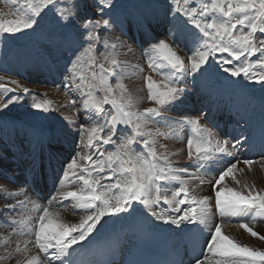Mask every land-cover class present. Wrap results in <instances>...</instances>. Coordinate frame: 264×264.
Listing matches in <instances>:
<instances>
[{
	"label": "snow or ice",
	"instance_id": "obj_1",
	"mask_svg": "<svg viewBox=\"0 0 264 264\" xmlns=\"http://www.w3.org/2000/svg\"><path fill=\"white\" fill-rule=\"evenodd\" d=\"M3 2L15 10L0 16V35L10 40L42 29L46 65L54 67L65 61L63 87L80 92L82 114L77 110L72 119L62 116L64 136H73L75 129L77 139L70 160L61 163L58 171L56 154L49 149L56 137L44 130L27 135V148L12 141L6 151H0V221L11 229L3 241L0 264L13 260L15 264H142L127 258L117 261L118 239L107 258H81L111 221H136L138 217L153 230L186 237L191 248L186 264H264V250L236 242L221 228L224 218H264V188L247 183L234 188L224 183L231 177L241 185L235 172L244 173L245 168L251 172L257 163L240 155L251 137L213 131L215 125L201 123L207 113L178 118L164 115L170 106L184 101L190 87L202 90L205 82L221 73L264 88V0H199L198 4L155 0L148 11L138 14L121 12L116 0ZM9 15L14 18L7 19ZM45 20L46 26L41 23ZM126 27L135 29L143 40L139 53L147 70L167 78L166 83H158L138 66L144 73L147 99L155 105L143 113L132 111L134 101L120 83L124 64L113 55L119 50L125 54L136 51V40L128 36ZM157 28L161 31L156 32ZM99 49L107 51L95 55ZM161 61L167 72H162ZM109 77L116 79V87ZM29 94L30 89L19 80L0 83V116ZM50 103L36 102L31 107L48 111L52 110ZM71 103L75 108L77 100ZM148 120L157 124L171 121L175 127L161 132L149 127ZM188 126L193 135L184 141L185 148L170 151L167 144L159 143L161 137L178 136ZM261 141L264 143V120ZM181 153L186 158L184 166L174 159ZM9 159L23 164L33 179L17 177L14 168L4 166ZM240 164L245 167L238 168ZM46 165L53 169L51 193L34 179ZM260 166L264 168V163ZM76 182L83 187L71 191L62 187ZM204 185L208 194L201 196L196 189L203 191ZM172 188L175 190L169 195ZM34 201L46 206L30 219V231L19 233L26 238L13 241L17 214ZM66 201L75 202L84 213L78 223H57L54 217L58 213L49 211L65 207ZM213 216H219L220 223H211ZM240 227L264 241V235L248 223ZM32 248L38 252L33 254Z\"/></svg>",
	"mask_w": 264,
	"mask_h": 264
},
{
	"label": "rangeland",
	"instance_id": "obj_2",
	"mask_svg": "<svg viewBox=\"0 0 264 264\" xmlns=\"http://www.w3.org/2000/svg\"><path fill=\"white\" fill-rule=\"evenodd\" d=\"M191 3H199V0H190ZM9 3H11V0H9ZM118 9L125 13V14H138L141 12H145L149 10V7L155 3V0H116ZM14 11V7L10 9L5 5L3 0H0V16H4L5 13H8L9 11ZM14 17L9 15L7 16V19H13ZM50 19V17H49ZM42 25L46 26L48 23V20L42 21ZM126 32L130 38H133L136 40V51L132 53H124V50H119L113 53V55L117 56L118 59L122 61L124 64V72L123 77L120 80V83L124 85L125 91L132 98L134 101L132 105V111L134 112H140L143 113L144 109L148 107H155L154 103L149 101L147 99V86L144 80V73H141L139 71L138 66H142L148 71V74L153 76V79L156 80L158 83L167 82V78L164 75H161L158 72H152L150 70H147V63L146 60L142 59L140 57L139 53V46L143 43V40L139 33L135 31V29H132L131 31H128L126 27ZM41 31L42 29H37L36 32H29L27 35H18L15 39L5 40L3 35H0V76H5L4 81H0V83H6L11 79L19 80L21 83L26 85L30 89V94L25 97L24 101L19 102L14 107H10V110L5 112L3 116H0V151H6L9 142L4 141V138H8L9 136H12L14 133L17 135L16 130H12V126L14 124H10L9 122H15L22 124L21 127H19L18 136L21 140L20 143L25 146L27 144V135L29 133L38 132L39 130H44L48 132L49 134H58L61 136L72 146L71 152H68L66 154L64 146L61 147L62 151L60 150L61 156H64V158H69L72 155V149L75 146V141L77 139L75 129L73 130V136L71 137H65L63 133V128L66 123L62 119V116L68 117L69 119H72L76 115V111L80 110L82 114V109L80 108V92L77 91L74 87L68 91L65 90L63 87V73L65 71V61L61 60L58 64H56L54 67H50L46 65V58L44 55V49H43V40L41 37ZM161 29L157 28L156 32H160ZM106 49H99L95 55H99L100 52H106ZM87 59V58H85ZM134 59V60H133ZM136 63V64H135ZM162 65V72H167L168 69L166 66H164V63L161 61ZM135 67V68H134ZM137 68V70H136ZM84 70L86 73H88V66L87 64L84 65ZM95 71L98 74V79L100 74L99 69H95ZM152 73V74H151ZM156 75V76H155ZM58 76V77H57ZM138 78V79H137ZM110 83L113 87L117 86V81L115 78L109 77ZM216 81H223L225 84L230 85L229 89L233 90L240 100L245 101V103L242 106V109H246L243 116L241 114V118L246 120L243 124L246 125V127L243 129V134L245 136H249L252 133L253 126L256 125L259 121L261 122V118L264 113V107H262V101H264V88H261L259 85H253L249 83L248 81L244 80L243 78H231L229 79L227 74L221 73L218 77L213 76L211 79H209L207 82H205L201 88L202 90L189 88V94L184 99L182 103L170 106L169 109L164 113L165 116L171 117V118H178L180 116H183L185 114L195 117L199 113H205L206 107H208V100L202 98L200 96L201 93L206 91L207 87H212L214 85L213 82ZM191 81L189 80V84ZM9 87H13L12 85L8 84ZM136 89V90H135ZM55 91L62 93V102H59L60 99L53 98L50 94H48V91ZM141 91V92H140ZM139 92V94H138ZM143 93V94H142ZM198 93V94H197ZM139 96V100L142 99V104H137L136 96ZM76 99L77 103L75 108L73 107L71 100ZM192 99V101H191ZM65 100V101H64ZM46 101H50V105L48 106L52 110L48 111H38L31 107L33 103L40 102L44 103ZM204 101V102H203ZM200 102V104H198ZM202 102V103H201ZM67 103V104H66ZM211 103V102H210ZM208 104V105H207ZM201 107V108H199ZM149 127L156 129L159 128L161 132H166L169 127H175L171 124V121H160L159 124L154 123L152 120L147 121ZM202 124H207L208 127H212L208 124L207 119L201 120ZM16 127V126H15ZM29 127H32L33 132H29ZM241 129V130H242ZM35 130V131H34ZM147 130V129H145ZM213 131H216V128H213ZM193 135L192 129L190 126L185 128L184 130L180 131L178 136H165L161 137L159 140V143L165 144V141H173L174 145L177 146L179 144L180 147L174 148L169 147L168 149L170 151H177L180 148H185L184 141L189 137ZM207 135V133H205ZM6 146V147H5ZM111 148L112 146H108ZM24 148H27L24 147ZM68 151V150H67ZM57 151H54L53 153H56ZM58 153V152H57ZM183 155V159H181V156ZM241 158L244 159L243 153L240 154ZM59 156V155H56ZM58 158V157H57ZM60 158V156H59ZM175 160L179 161V164L181 166L185 165L184 160L185 154L181 153L179 156L174 157ZM59 160V159H58ZM70 160V159H68ZM67 160V161H68ZM65 160L61 161V163L67 162ZM257 163H254L252 165V171L248 172L247 168H245L244 173H240L239 171H236L235 174L238 179L241 181V185H236L235 182L231 180V177H226L224 183L227 184L229 187L239 188L242 187L244 183H247L249 185L255 184L257 189L264 188V168L260 166L261 163H264L261 161V158L255 159ZM13 164V165H12ZM184 164V165H183ZM61 164H57L55 167L60 168ZM5 167H16L15 170L17 171V176H20L19 173H21V170H25V166L20 164L17 166V164L13 163L11 159L4 162ZM14 166V167H13ZM214 168L219 167V165H214ZM239 167H245L243 164L238 165ZM48 168V167H47ZM50 169L49 171H53V169ZM20 178V177H19ZM21 179V178H20ZM23 179V178H22ZM175 183V182H173ZM193 188H196V184L193 183L191 185ZM206 186V188H205ZM62 187L67 188V190H79L83 187L82 184L79 182L68 184L66 183ZM203 191H200V189H196L198 194L203 196L208 194V187L207 185L203 186ZM175 189L172 188L168 194L171 195V191H174ZM36 202V203H35ZM162 203V202H161ZM75 202L72 203H66L65 207L62 208H50V209H60L62 212L70 211V214H80L78 213L77 208L74 206ZM43 205V202L41 201H34L33 204H28L27 207L22 208L20 212H34L36 215L34 217H38L37 215L40 214L39 208ZM166 206V205H164ZM39 207V208H38ZM68 207V208H67ZM167 207V206H166ZM73 208V209H72ZM49 209V210H50ZM27 210V211H25ZM36 210V211H35ZM77 212H76V211ZM80 211V210H79ZM58 215L60 216V212L56 211ZM62 214V213H61ZM18 215L17 221L18 223H24L23 218H19ZM236 219H239L238 221L240 223H234L238 226H240L242 223H252L251 217H234ZM216 220H220L218 216L215 218ZM229 219L226 220V222H223L221 224V228L223 233L226 235V232L223 229V225L229 224ZM231 222V221H230ZM254 222V225L261 226L264 225L263 219L262 222ZM17 223V230H26L25 228L19 229V224ZM217 223H220L218 221ZM256 223V224H255ZM28 231H30V222L26 224ZM3 227V228H2ZM255 227V226H254ZM9 227L0 221V229H5L3 231H0V234H2V237H0V241H4L6 237H8L9 232L11 233V230L9 231ZM109 229V227L107 228ZM241 229L245 232V230L241 227ZM255 231L259 232L261 235H264L262 230L258 228H254ZM9 231V232H8ZM103 231V230H102ZM26 232V231H25ZM21 233V231H20ZM104 234V232H103ZM16 235V234H14ZM24 237V236H23ZM18 238L22 239V235H20ZM18 238H15L13 241L18 240ZM256 248V245H255ZM257 248L260 250H264L263 246L261 244L257 245ZM0 254L4 251V244L0 245Z\"/></svg>",
	"mask_w": 264,
	"mask_h": 264
},
{
	"label": "bare ground",
	"instance_id": "obj_3",
	"mask_svg": "<svg viewBox=\"0 0 264 264\" xmlns=\"http://www.w3.org/2000/svg\"><path fill=\"white\" fill-rule=\"evenodd\" d=\"M133 54V53H132ZM134 60V59H133ZM136 64V63H135ZM135 68V67H134ZM137 70V68H136ZM152 74V73H151ZM156 76V75H155ZM58 77V76H57ZM138 79V78H137ZM136 90V89H135ZM141 92V91H140ZM48 94H50L53 98L55 99H60L59 102L63 103L62 101V93H59V92H55V91H51L49 90L48 91ZM139 94V92H138ZM143 94V93H142ZM198 94V93H197ZM140 95V94H139ZM136 98L138 99L139 96L137 95ZM65 101V100H64ZM192 101V99H191ZM193 102V101H192ZM204 102V101H203ZM136 103L137 104H142V99H138L136 100ZM202 103V102H201ZM67 104V103H66ZM200 104V102L198 103ZM240 103L238 102V105ZM200 108V107H199ZM223 113H218L216 116V118L218 120H220V115H222ZM229 114V113H228ZM177 118V117H176ZM207 120L209 121V119L207 118ZM262 120H264V113H263V116L261 118V122ZM260 122V121H259ZM261 122L254 125L252 128L253 130L255 129V132H253V136H252V139L254 141V143H256V145H260L262 144V141H261ZM10 124H14L12 126V130H16L17 131V135L14 133L12 136H9L8 138H4L3 140L4 141H7V142H12V141H15L17 145H21L22 143L19 136H18V132L20 131L19 130V127L22 126V124L20 123H15V122H12L10 123L9 122V125ZM211 126L215 125V123L213 122V124H210ZM16 126V127H15ZM32 127H29V132H33L32 131ZM252 130V131H253ZM35 131V130H34ZM40 131V130H39ZM55 137H56V140L55 142H53L50 146H49V149L50 151L54 152V151H57L55 154L56 155H59V156H56L58 157L57 158V162L55 163V166L58 164H61V161L65 160V158H61V153H60V150L62 151L61 147L64 146L65 148H67V150H70L71 152V145L62 137L61 139V136H59L58 134H54ZM165 144H167V146L169 147H173L170 148L171 150H174V148H178L180 147L179 144L177 146L174 145V142L173 141H165L164 142ZM57 145H60V146H57ZM23 146V144H22ZM28 147V145L26 144L25 146L23 147ZM111 146V145H110ZM6 147V146H5ZM251 147V143L248 145L247 149H246V152L248 151V149ZM7 149V148H6ZM66 150V151H67ZM68 153V152H67ZM66 153V154H67ZM59 159V160H58ZM181 159H183V155L181 156ZM186 161V160H184ZM255 161V160H254ZM264 162V161H263ZM186 163V162H185ZM13 165V164H12ZM23 165V164H22ZM184 165V164H183ZM19 166V165H17ZM14 167V166H13ZM16 169V167H15ZM55 169L58 171L59 168L58 167H55ZM50 169L47 168V165L45 166V169L43 172H37V174L35 175L34 179L36 180L37 184L39 185V187L44 190L45 192L47 193H51L52 190H53V171H49ZM19 172V170H15V172ZM20 176H17V177H20L21 179L23 178H28L29 180L33 179L32 176H28L26 171L25 170H21V173H19ZM17 175V174H16ZM50 175V181H48L47 177ZM264 182V181H263ZM206 188V186H205ZM36 203V202H35ZM67 203V201L65 202V204ZM75 205V204H74ZM28 206V205H27ZM166 207V206H165ZM39 208V207H38ZM68 208V207H67ZM73 209V208H72ZM78 210V213L80 212V214H70L69 212L72 211L70 210L69 212L66 211L65 212H62V210L60 209H50L49 211L52 212V213H56V211H59L60 212V216L57 217L55 216V220L57 223H64V224H73V223H78L79 220L81 219V217L84 215L83 212L79 211ZM27 211V210H25ZM36 211V210H35ZM76 211V210H75ZM77 212V211H76ZM213 212H215V208H213ZM62 213V214H61ZM18 215L20 216L19 218H23V222L24 223H18L19 224V229H22V228H25L26 230H17V234L16 235H12V240H14L15 238H18L20 235V231L21 232H28V229H27V223L30 222V219L32 217H34L36 214L34 212H19L17 214V217L16 219L18 218ZM38 216V215H37ZM219 217V216H218ZM216 216H213L212 219H211V223H217L218 221L220 220H216L215 219ZM238 218V217H237ZM229 219V224H224L222 227L224 229V231L226 232V235L229 236L230 238L234 239L236 242L238 243H241V244H246L248 245L249 247H252V248H255V245H256V248H257V245L261 244L263 247H264V241H260L258 238L256 237H252L249 233H247L246 231L244 232L240 226L236 225V224H233L232 221H234V223H240L238 220L239 219H236L234 217H231V218H224V222H226V220ZM262 219H263V222H264V218H259L257 217V219L255 220V222H258V221H261L262 222ZM231 221V222H230ZM252 223H248V226L251 227L254 231L255 229L254 228H258L260 230H262L263 234H264V225L261 224V226H258V225H254V222L251 221ZM3 224H5L4 222H2ZM136 221H132V220H129V221H122V220H116V221H111L107 226H106V229H104L101 234H100V237L101 235L103 234L104 232V235L101 237L102 239H100V237L98 236L97 239L98 241L100 242H103L105 243L107 246H112L113 242L116 241L117 239L119 240V244L117 246V252H119V249H123L121 254H124L125 250H129L134 242V236L137 234V229H136ZM256 224V223H255ZM6 225V224H5ZM145 226L147 227H151V225L148 223V222H145ZM255 226V227H254ZM109 227V229H107ZM3 228V227H2ZM9 229V228H8ZM18 229V228H17ZM5 229H0V231H3ZM11 229H9L10 231ZM8 231V232H9ZM257 231V230H256ZM170 236H171V239L172 241L175 243V244H179L180 241L182 240V236L177 234V233H174V232H167ZM10 234V232H9ZM8 234V235H9ZM262 234V233H261ZM0 237H2V234H0ZM26 237L22 236V239H25ZM20 239V238H18ZM96 241V240H95ZM4 244L3 241H0V245ZM264 249V248H263ZM2 252V251H0ZM38 250L35 249V248H32V253L35 254L37 253ZM41 256H43V254L41 253L40 254ZM19 259H22V257H18ZM7 264H15V261H8Z\"/></svg>",
	"mask_w": 264,
	"mask_h": 264
}]
</instances>
